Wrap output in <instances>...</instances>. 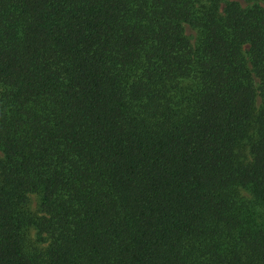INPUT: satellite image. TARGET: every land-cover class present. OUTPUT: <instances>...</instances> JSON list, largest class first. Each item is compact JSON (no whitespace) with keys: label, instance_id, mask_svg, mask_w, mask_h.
<instances>
[{"label":"trees","instance_id":"1","mask_svg":"<svg viewBox=\"0 0 264 264\" xmlns=\"http://www.w3.org/2000/svg\"><path fill=\"white\" fill-rule=\"evenodd\" d=\"M242 2L0 0V264H264Z\"/></svg>","mask_w":264,"mask_h":264},{"label":"rangeland","instance_id":"2","mask_svg":"<svg viewBox=\"0 0 264 264\" xmlns=\"http://www.w3.org/2000/svg\"><path fill=\"white\" fill-rule=\"evenodd\" d=\"M241 5H243V2H242V0H237ZM222 6V5H221ZM262 6L264 7V4H262ZM186 32L187 33H190L191 32V30L190 29H188L187 27H186Z\"/></svg>","mask_w":264,"mask_h":264}]
</instances>
